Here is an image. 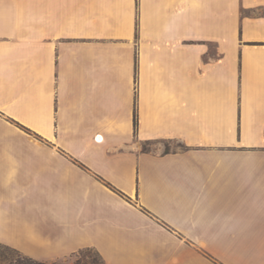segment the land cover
<instances>
[{"label":"crops","instance_id":"0c3cea01","mask_svg":"<svg viewBox=\"0 0 264 264\" xmlns=\"http://www.w3.org/2000/svg\"><path fill=\"white\" fill-rule=\"evenodd\" d=\"M0 243L264 264V0H0Z\"/></svg>","mask_w":264,"mask_h":264},{"label":"rangeland","instance_id":"374dc122","mask_svg":"<svg viewBox=\"0 0 264 264\" xmlns=\"http://www.w3.org/2000/svg\"><path fill=\"white\" fill-rule=\"evenodd\" d=\"M143 146H145L146 149L151 147V145H149V143H144ZM164 146H165L166 150H170L172 148L176 149V148L184 147L181 142H178L175 140L165 141ZM91 254L94 255V252H91ZM22 256H23V254L21 252H19L18 250H16L15 248H12L10 246H7V245L0 243V264H15V263L17 264L18 260L23 259ZM76 261H77V256L74 253V255L71 258H68L64 261L48 262V263H51V264H74Z\"/></svg>","mask_w":264,"mask_h":264},{"label":"trees","instance_id":"16d2710c","mask_svg":"<svg viewBox=\"0 0 264 264\" xmlns=\"http://www.w3.org/2000/svg\"><path fill=\"white\" fill-rule=\"evenodd\" d=\"M134 123L135 127H137L138 118L136 112L134 114ZM143 149L146 150V147L143 146ZM91 252H94V255H92ZM75 255L77 256V261L74 264H105L101 253L96 248L91 246L81 248L80 250L75 252ZM22 258L23 259L17 261V264H51L48 262L36 260L26 255H23Z\"/></svg>","mask_w":264,"mask_h":264}]
</instances>
